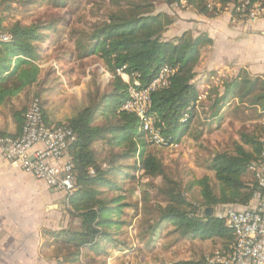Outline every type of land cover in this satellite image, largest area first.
<instances>
[{"label": "trees", "instance_id": "obj_1", "mask_svg": "<svg viewBox=\"0 0 264 264\" xmlns=\"http://www.w3.org/2000/svg\"><path fill=\"white\" fill-rule=\"evenodd\" d=\"M35 1L38 0L27 3ZM122 1L112 0L114 5L107 11L105 19L94 23L87 31H78L72 39L73 54L78 59L97 57L111 74V80L105 92L101 91L98 81L93 82L88 93L90 103L64 123L76 134V141L68 149L76 183L73 192L66 194L69 224L50 232L56 259L77 264L81 262L84 248L98 257L109 256L115 247L121 251L125 249V243L117 237L126 225L122 217L130 204L120 181L129 176L126 169L130 167L122 162L131 158H136L134 167L143 171L144 176L162 179L159 190L165 196V203L155 207V217L148 218L143 224L140 240L150 244L157 237L177 233L182 238L221 239V249H228L234 241L232 228L224 218L206 210L224 205H249L258 188L249 165L260 155L264 124L252 131L242 129L232 148L213 154L208 169L214 172V177L205 175L196 181L201 200L191 202L182 188L180 176L168 172L161 158L151 151L155 143L150 134L142 130L140 118L123 109L129 95V83L117 74V70L126 66L127 73L139 75L142 83L147 84L162 65L169 64L174 68L169 86L152 94L149 109L155 128L166 141L161 146L168 147L179 144L186 136L199 140L207 125L221 123L231 97L238 100L235 109L254 110L264 118V80L253 78L245 71L217 80H213L212 76L216 74H212L211 87L200 100L196 67L202 49L212 40L205 35L194 37L191 32L167 40L164 34L175 18L167 12H158L155 0ZM182 1L200 14L214 17L224 10L229 0H218L220 8L210 6V0H164V3L174 6ZM53 27V23L24 25L15 22L8 28L11 40L0 42V105L40 84L39 43L46 40L43 30ZM33 98L41 101L39 94ZM41 105L46 123L51 127L61 125L49 121L42 101ZM26 111L23 108L14 112L17 123L14 136L22 132ZM203 113L206 115L202 116ZM99 141L110 148L107 167L103 166V159L94 146ZM113 176H118V180L115 181ZM169 224L171 227L167 230ZM197 263L211 264L206 259Z\"/></svg>", "mask_w": 264, "mask_h": 264}, {"label": "rangeland", "instance_id": "obj_2", "mask_svg": "<svg viewBox=\"0 0 264 264\" xmlns=\"http://www.w3.org/2000/svg\"><path fill=\"white\" fill-rule=\"evenodd\" d=\"M27 1L29 0H0V27L3 30L8 31L15 22L24 25L53 23L54 27L43 30L46 40L39 43V63L42 68L40 84L11 100L6 105V109L14 111L26 108L27 110L33 97L39 94L47 111L58 113L62 118H64L63 114L65 115V119L59 122L64 124L68 117L90 103L88 93L92 89L93 82L100 83L102 92L109 89L111 74L105 70L102 61L97 57L78 59L76 54H73L75 51L72 39L76 38L78 31H87L94 23L105 19L107 11L114 4L112 0H38L39 2L35 1L32 4H28ZM210 3L215 5L219 2L210 0ZM155 6L158 12L167 11L176 18L173 14L176 5L168 6L164 0H155ZM209 88L203 93L200 92V100L205 98ZM237 104L238 100L231 97V101L224 109V120L221 123L207 125L199 140L186 136L179 144L169 147L157 144L151 146V151L161 158L168 172L180 176L182 188L191 202L201 200L200 187L196 181L205 175L214 177V172L208 169L213 154L218 150L232 148V144L239 140L242 129L247 128L252 131L256 127L261 128L264 124V118L260 117L258 112L250 109L245 111L235 109ZM94 146L99 157L103 159V166L107 167L106 159L109 157L110 148L100 141ZM135 161L136 158H131L122 162L123 165L130 166L126 169L129 171V176L120 181L130 206L125 208L126 213L122 219L126 220V225L122 227L117 239L127 247L131 245L137 252L139 251L138 256L125 255L124 251L114 254V249L111 256L98 257L95 252L87 249L88 252L83 254L81 262L77 264H134L142 258L147 260L145 258L147 250H140L143 240L139 239V233L146 220L155 217L156 205L165 203V196L159 190L162 179L144 176L143 171L134 167ZM113 179L117 181L118 176H113ZM169 239L176 243L182 240V237L176 233L170 235ZM189 241L187 237L182 243L175 245L169 264L181 262L198 264L197 261L207 260L209 255L223 247L221 239H211L206 253L200 255L196 253L194 257L190 254L194 246Z\"/></svg>", "mask_w": 264, "mask_h": 264}, {"label": "crops", "instance_id": "obj_3", "mask_svg": "<svg viewBox=\"0 0 264 264\" xmlns=\"http://www.w3.org/2000/svg\"><path fill=\"white\" fill-rule=\"evenodd\" d=\"M174 9L175 21L165 32L164 38L173 40L191 32L194 37L205 35L212 40L202 49L196 67V81L201 93L209 88L212 74H216L212 78L217 80L221 76L231 78L245 71L253 78L264 80V19L235 23L228 10L209 17L192 9L186 1ZM9 102L0 105V132L13 135L17 132V123L15 110L6 109ZM46 113L52 123L65 119L64 114L62 118L58 113L47 110ZM66 196L31 173L7 162L0 150V264H69L56 259L53 251L55 244L50 235V232L59 231L70 222ZM170 227V224L167 225V230ZM169 238L160 236L150 244L143 240L140 250H147V260L142 258L134 264H169L175 245L187 237L176 243ZM188 238L194 246L191 256L206 253L211 239ZM125 246L122 250L125 255L138 256L139 251L131 245ZM114 249V254L121 252L115 247L111 253ZM82 252L87 253V248Z\"/></svg>", "mask_w": 264, "mask_h": 264}, {"label": "built area", "instance_id": "obj_4", "mask_svg": "<svg viewBox=\"0 0 264 264\" xmlns=\"http://www.w3.org/2000/svg\"><path fill=\"white\" fill-rule=\"evenodd\" d=\"M215 5L221 7L220 3ZM224 9L230 12L235 23L264 19V0H229ZM11 38L12 35L0 27V42ZM125 67L117 70V74L129 83V95L123 109L140 118L142 130L150 134L155 144H166L154 126L155 120L149 109L152 94L169 86L174 68L169 64L162 65L152 81L144 84L139 75H130ZM75 141L76 134L68 125L51 127L46 123L41 101L34 98L25 113L21 134L0 133V150L10 164L31 173L54 190L69 194L75 189L76 172L68 149ZM249 170L258 182L249 205H224L214 209V214L224 218L232 228L234 241L228 249H218L209 255L207 260L211 264H264V137L260 155L250 163Z\"/></svg>", "mask_w": 264, "mask_h": 264}, {"label": "water", "instance_id": "obj_5", "mask_svg": "<svg viewBox=\"0 0 264 264\" xmlns=\"http://www.w3.org/2000/svg\"><path fill=\"white\" fill-rule=\"evenodd\" d=\"M206 212H207V213H210V214H211V213H214V209H213V208H208V209L206 210Z\"/></svg>", "mask_w": 264, "mask_h": 264}]
</instances>
